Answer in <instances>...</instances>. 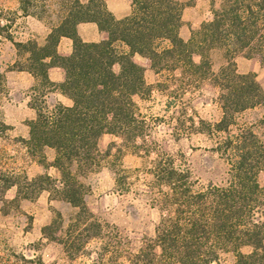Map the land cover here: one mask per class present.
I'll return each instance as SVG.
<instances>
[{
    "label": "trees",
    "instance_id": "16d2710c",
    "mask_svg": "<svg viewBox=\"0 0 264 264\" xmlns=\"http://www.w3.org/2000/svg\"><path fill=\"white\" fill-rule=\"evenodd\" d=\"M33 1L21 0L23 13L36 15V10L29 11ZM221 1L213 17L188 40L180 35L185 5L178 0H131V11L122 18H116L104 0H73L44 44L34 39L15 41L0 16V33L25 54V63L15 65V70L35 78L29 106L36 117L28 121L29 137L22 140L46 170L53 166L59 173L52 177L45 171L23 182L7 176L3 190L16 186L14 200L20 199L24 188L55 194L77 209L73 231L83 226L91 236L101 235L102 225L86 203L88 189L81 177L99 167L98 142L103 134L118 136L133 147H138L139 139L146 141V120L135 100L153 90L145 78L146 68L156 72L180 68L189 77L211 79L220 90L222 116L209 123L208 131L224 133L215 151L228 166L227 178L201 185L190 168L177 166L171 156L157 157L151 174L163 199L162 213L155 235L132 254L131 263L213 264L233 251L237 264H264V186L259 181L264 139L248 127L230 131L237 114L264 106V90L256 75L239 72L233 60L234 53L247 51L264 63V0ZM85 21L97 23L108 37L83 41L77 24ZM62 36L73 41L68 56L57 52ZM214 48L224 49L227 58L218 72H213L209 57ZM135 54L145 57V66L134 60ZM195 54L200 61H195ZM51 66L64 69L62 82L49 79ZM56 90L72 105L49 102V93ZM6 129L9 126L0 120V131ZM46 147L55 150L51 162H45ZM43 234L69 246L60 216L43 227Z\"/></svg>",
    "mask_w": 264,
    "mask_h": 264
},
{
    "label": "rangeland",
    "instance_id": "374dc122",
    "mask_svg": "<svg viewBox=\"0 0 264 264\" xmlns=\"http://www.w3.org/2000/svg\"><path fill=\"white\" fill-rule=\"evenodd\" d=\"M72 1L34 0L29 11L36 10V15H32L23 13L21 0H0V16L3 24H9L8 32L15 41H26L33 39L34 18L51 28L59 23ZM178 1L185 5L180 28L185 40L213 17L214 9L222 2ZM209 57L213 72L227 64L224 49L210 50ZM194 59L198 62L200 56L195 54ZM233 60L239 72L254 73L264 90V63L258 56L238 51ZM24 63L25 54L17 50L6 33H0V113L10 101L14 103L31 94L32 85L17 90L16 79L8 77L11 71H18L15 65ZM145 78L153 90L150 95L135 96V100L146 120V141L139 139L138 147H133L118 136L103 134L98 142L99 167L81 177L88 189L86 203L102 225L101 235L91 236L83 226L73 231L77 209L55 194L46 190L36 194L24 188L20 199L14 200L16 186L3 190L2 180L7 176L23 182L45 171L52 172V177L59 173L53 166L46 170L39 157L30 155L24 138L8 129L0 131V264H132V254L155 235L162 213L163 199L159 198L160 189L151 174L157 157L165 160L171 156L177 166L190 168L198 184L226 180L228 166L215 151L224 133L208 131L209 123L222 116L219 88L211 79L189 77L180 68L156 72L147 67ZM22 108L28 117L29 108L24 103ZM236 120L231 133L248 127L264 139V106L247 109L237 114ZM43 152L45 162L54 159L55 152L52 160L45 149ZM40 168L42 173L38 172ZM259 181L264 186V171L260 172ZM59 216L68 247L43 234V227ZM213 264H237L236 254L225 252Z\"/></svg>",
    "mask_w": 264,
    "mask_h": 264
},
{
    "label": "crops",
    "instance_id": "0c3cea01",
    "mask_svg": "<svg viewBox=\"0 0 264 264\" xmlns=\"http://www.w3.org/2000/svg\"><path fill=\"white\" fill-rule=\"evenodd\" d=\"M86 2L88 0H81ZM109 10L113 13L116 18H122L128 15L131 11V0H104ZM34 18V17H33ZM36 21L35 31L31 34L32 38L35 39L39 44H44L48 34L51 31L50 27L45 26L43 22L34 18ZM77 33L80 38L85 42H100L108 37L107 33L99 28L97 23L92 21L80 22L77 24ZM126 49V47H125ZM73 51V41L70 37L62 36L57 45V52L62 56H68ZM134 60L139 64L145 66L146 59L145 57L135 54ZM118 69V66L115 67ZM8 75L9 78L16 79L15 88L17 90H22L28 88L30 85H33L35 78L27 71H11ZM49 79L53 82H62L65 79V71L59 66H51L48 69ZM30 94L22 97L18 101H10L6 108H4L0 113V119L7 126H9V131L15 136L27 139L29 137V125L28 121L36 117L35 110L29 106ZM49 102L59 101L64 105H72V100L61 93L60 91H51L48 95ZM22 103L29 108V116L26 117L21 111ZM46 152L49 153V160L53 159L54 149L46 147ZM51 156V157H50ZM36 163V162H34ZM52 168V167H50ZM42 168L38 170L39 173H42ZM52 174V172H49ZM12 188V187H10ZM9 188V189H10Z\"/></svg>",
    "mask_w": 264,
    "mask_h": 264
}]
</instances>
